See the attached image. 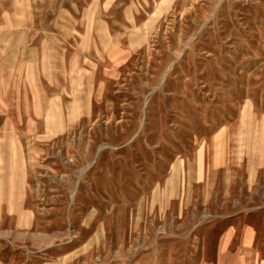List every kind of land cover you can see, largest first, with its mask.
Segmentation results:
<instances>
[{"label": "rangeland", "instance_id": "rangeland-1", "mask_svg": "<svg viewBox=\"0 0 264 264\" xmlns=\"http://www.w3.org/2000/svg\"><path fill=\"white\" fill-rule=\"evenodd\" d=\"M0 264H264V0H0Z\"/></svg>", "mask_w": 264, "mask_h": 264}]
</instances>
